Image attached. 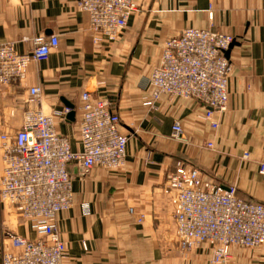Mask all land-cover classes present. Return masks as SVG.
Listing matches in <instances>:
<instances>
[{
	"label": "crops",
	"instance_id": "crops-1",
	"mask_svg": "<svg viewBox=\"0 0 264 264\" xmlns=\"http://www.w3.org/2000/svg\"><path fill=\"white\" fill-rule=\"evenodd\" d=\"M139 4L112 42L96 40L90 15L79 0H0V44L12 42L18 52L28 53L36 36L59 37L47 59L30 62L22 81L0 85V174L1 136H15L28 109L42 107L52 113L73 104L74 120L56 115L55 128L69 137L73 150H80L84 91L106 99L129 138L123 167L83 170L69 165L74 203L57 215L67 247L63 264H208V243L186 256L177 247L169 179L179 166L197 167L213 182L236 184L243 198L264 203V175L258 172L264 159V0H139ZM186 27L211 28L235 37L227 51L228 107L214 116L216 128L203 118L206 109L196 99L168 95L154 99L147 83L165 41ZM33 86L41 87L38 99L30 93ZM176 121L182 123L181 139L172 136ZM10 233L40 236L32 221L13 205L0 202V264L4 253L19 251ZM263 252L233 245L232 262L264 264Z\"/></svg>",
	"mask_w": 264,
	"mask_h": 264
},
{
	"label": "built area",
	"instance_id": "built-area-1",
	"mask_svg": "<svg viewBox=\"0 0 264 264\" xmlns=\"http://www.w3.org/2000/svg\"><path fill=\"white\" fill-rule=\"evenodd\" d=\"M79 5L90 15L96 40L112 42L140 6L139 0H79ZM234 41L233 35L197 27H187L168 38L147 79L153 98L196 99L206 109L203 118L218 127L214 116L226 111L229 102L231 61L227 51ZM58 43V35L41 34L34 38L35 47L28 53L18 52L12 42L0 44V85L22 81L30 62L47 59ZM30 93L38 99L41 87H31ZM81 102L80 150H73L69 137L55 128V116H65L69 107L52 113L42 107L28 109L18 133L1 136L0 202L13 205L40 234L30 239L10 233L19 251L4 253L2 264H63L67 247L57 215L74 203V176L69 165L89 170L125 164L129 138L120 129V115L106 99L88 91L82 93ZM172 136L183 138L180 121L173 124ZM243 157L248 158L249 153ZM259 172L264 175V159ZM169 188L182 246L209 243L219 256L216 262L227 255L231 245L264 246V203L245 200L235 185L217 184L201 169L182 166L171 175Z\"/></svg>",
	"mask_w": 264,
	"mask_h": 264
},
{
	"label": "rangeland",
	"instance_id": "rangeland-1",
	"mask_svg": "<svg viewBox=\"0 0 264 264\" xmlns=\"http://www.w3.org/2000/svg\"><path fill=\"white\" fill-rule=\"evenodd\" d=\"M139 10V9H138ZM210 14H212L211 16H210ZM209 17L210 18H213V12H212V10L210 11V13H209ZM187 28V27H186ZM197 28H199V27H197ZM185 29V28H184ZM208 29H211V28H208ZM211 30H213V29H211ZM182 31V30H181ZM214 31H216V30H214ZM217 32H219V31H217ZM220 33H223V32H220ZM227 34V33H226ZM231 35V34H230ZM170 38V37H169ZM209 143V142H208ZM208 143H207V146H208ZM208 147H210V146H208ZM211 147H213V145L211 146ZM246 153V152H245ZM244 153V154H245ZM244 154H243V156H244ZM245 158V157H244ZM245 159H247V158H245ZM263 160V159H262ZM261 161V160H260ZM260 161H259V163H258V172H259V167H260ZM179 167H182V166H179ZM178 167V168H179ZM183 167H191V166H185V165H183ZM177 168V169H178ZM177 171V170H176ZM175 173V172H174ZM260 173V172H259ZM262 175V174H261ZM232 185H235L237 188H238V186L236 185V184H232ZM240 195V194H239ZM241 196V195H240ZM242 197V196H241ZM243 198V197H242ZM245 199V198H244ZM245 200H248V199H245ZM248 201H252V200H248ZM257 202H261V201H257ZM263 203V202H262ZM177 226V225H176ZM177 230V229H176ZM176 237H177V247H178V249H179V251H180V253L182 254V255H189V254H187L188 252H190V251H193V250H200L201 249V244H199V245H197V246H192L191 248H186V247H184V246H182V244H181V242H180V238L178 237V235H177V232H176ZM203 243H206V242H203ZM233 245H231L230 246V248H229V251L227 252V255H223L222 256V260L220 261V262H216V260H217V258H219V256H218V254L214 251V248L208 243V247L211 249V255H210V257H209V260H208V264H233V262H232V259H233V255H232V253H231V247H232ZM238 246H242V245H238ZM245 247H248V246H245ZM261 247V246H260ZM253 248H259V247H253ZM260 249H262L263 251H264V248L263 247H261ZM262 252V251H261ZM264 253V252H263Z\"/></svg>",
	"mask_w": 264,
	"mask_h": 264
},
{
	"label": "water",
	"instance_id": "water-1",
	"mask_svg": "<svg viewBox=\"0 0 264 264\" xmlns=\"http://www.w3.org/2000/svg\"><path fill=\"white\" fill-rule=\"evenodd\" d=\"M234 43H235V42H233L232 45H233ZM232 45H231V47H232ZM67 107H69V108L71 109L70 112L67 113L68 118L74 120L75 113H76V112H75V106H74L73 104H71V103H67Z\"/></svg>",
	"mask_w": 264,
	"mask_h": 264
}]
</instances>
